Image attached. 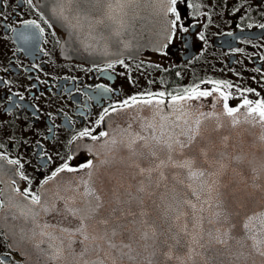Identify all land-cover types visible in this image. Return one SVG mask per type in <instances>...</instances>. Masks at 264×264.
<instances>
[{
  "label": "flooded vegetation",
  "instance_id": "af4514ba",
  "mask_svg": "<svg viewBox=\"0 0 264 264\" xmlns=\"http://www.w3.org/2000/svg\"><path fill=\"white\" fill-rule=\"evenodd\" d=\"M40 2L0 0V153L5 157L0 159V199L16 187L23 192L30 186L40 194L41 182L66 161L79 169L93 160L91 148L102 137H74L85 128L93 136L105 132L108 117L118 113L110 106L119 108L129 97L146 99L141 94L160 91L183 95L196 85L212 91L217 85L209 81H219L230 107H239L245 97L264 99V0H177L180 20L170 42L165 38L155 49L93 62L62 54L65 32ZM168 16L175 19L174 13ZM192 101L207 109L224 105L215 91ZM141 105L133 106L137 114ZM106 108L110 115L97 124ZM9 159H19L23 168L8 164ZM16 212L0 210V264H26L15 239L21 226Z\"/></svg>",
  "mask_w": 264,
  "mask_h": 264
},
{
  "label": "snow or ice",
  "instance_id": "6c2138e0",
  "mask_svg": "<svg viewBox=\"0 0 264 264\" xmlns=\"http://www.w3.org/2000/svg\"><path fill=\"white\" fill-rule=\"evenodd\" d=\"M73 2L74 0H65L68 4ZM92 2L93 4L106 2L108 11L105 14L109 19H113L112 0H92ZM162 2L168 5L166 12L175 14V19L170 21L171 30L166 35V40L170 42L175 35L174 30L180 20V14L176 8L177 0H162ZM28 3H31V0H28ZM116 3L122 5V0H116ZM98 23L102 24L103 20H99ZM25 24H34V22L26 21ZM200 38L203 39V35ZM163 47H167V43ZM119 63L122 64L123 61ZM107 67L111 68L113 65L109 64ZM209 83L217 87L208 91L201 90L199 85H196L184 89L183 95L166 94L164 91L141 94L146 96V99L132 96L120 102L119 108L110 106L111 112L115 113L143 104L154 106L159 114L162 111L160 106L165 104L164 98L167 95L170 97L174 108L173 114H175L177 107L183 109L184 102L210 96L215 91L224 97V115L231 118L230 124L233 127L240 123L236 114L240 112L241 107L247 109L244 113L246 121L259 123L261 127H264V99L253 101L245 97L239 107H230L227 103L229 94L222 92L219 86L223 82L209 81ZM225 86L232 87L230 84ZM109 115V109L106 108L97 124L102 123L104 117ZM213 115L209 113L205 119ZM166 119L167 117H161L162 121ZM184 123L187 125L188 121L185 120ZM201 125L202 121L197 118L194 126L189 125L187 131L180 130L178 134H165L162 131L165 126L163 123L158 126L156 123L148 122L142 125V129L156 130L159 127L160 135L145 136L141 132H128L127 139H121L119 143L130 154L127 167L133 169L130 175L135 181L134 184H125L116 177H109L107 193L100 192L93 178L94 172L98 170L97 164L113 165L117 163V160L115 157L105 158L96 164L93 160H87L79 166V169L89 170L86 173L87 179L81 181L82 191L77 185L74 189H69L75 194L61 196L56 193L54 199H49L47 191L37 194L29 186L21 192L19 187H16L6 200L0 199V210L6 207L16 209L19 215L30 217L33 222H37V227L40 229L39 235L46 239L39 241L35 247L39 248L40 244H47V249H41V251L55 261L65 260L66 249L71 254L72 245L79 240L81 249L76 254L79 259L74 258L72 264H109V261L110 264H122L114 258L113 252L119 253L122 258L127 257L135 264H171L173 260L179 261V264H189L193 253L201 257L203 264H217V259L225 254L235 258L229 264H257V260L259 264H264V160L258 166H254L253 161L246 160L244 156L239 154L229 156L226 152H217L210 158V149L207 146L197 145L198 139L204 138ZM222 126L217 123L215 128L219 129ZM179 127L180 125L177 124L176 128ZM108 136L109 133L106 131L93 136L92 130L85 128L74 139L91 137L93 140H98ZM227 139V137L224 138L225 147ZM260 139L264 141V135ZM105 143L108 144L109 141ZM117 143L115 138L110 140L112 146ZM189 148L193 150V155H185V149ZM111 151L112 149L109 148V152ZM198 158L208 167L201 166ZM0 159H5L2 153H0ZM71 159L70 156L69 160ZM119 162L122 163L123 160ZM7 163L23 168L19 159H9ZM245 164L250 167L252 173L247 178L238 171ZM79 169L71 167L66 161L50 177L41 182V187L43 188V185L48 184L61 172H76ZM170 170H182L170 173L171 178L178 180L180 184L185 183L183 179H179L181 175L190 181L200 182V187L204 188L211 200V203L205 200L204 204H207L209 208L214 207L212 218L208 221L210 225H213L212 228L206 230L203 226V217L197 215L198 212L203 211L204 205L201 204L198 208L192 200H185L184 203L192 209V230H189L186 219L189 213L178 211L177 207L168 200L166 190L169 174L166 173ZM229 172L234 175L225 183L224 177ZM19 175L25 180L28 179L22 172ZM15 183L16 181L13 180L12 184L15 185ZM230 185L231 189L225 193L223 189H229ZM187 186L192 187L191 184ZM0 196H3V190H0ZM193 196L197 200L201 198L199 189H193ZM154 197H159L160 203H157ZM57 200L62 202L59 208L56 206ZM258 202L259 210L256 207ZM41 212H59L63 219L67 220L70 217L75 223L68 227H55L54 231H47L46 229L53 226L38 223ZM172 213L176 214L171 215ZM182 217L185 220L181 225L179 222ZM174 228L177 230L174 231ZM185 238H187L188 248L187 259L174 254L176 246L185 242ZM197 248L208 252L209 256L198 252ZM89 253L96 258L84 259ZM220 264H224V261L221 260Z\"/></svg>",
  "mask_w": 264,
  "mask_h": 264
},
{
  "label": "water",
  "instance_id": "95a60500",
  "mask_svg": "<svg viewBox=\"0 0 264 264\" xmlns=\"http://www.w3.org/2000/svg\"><path fill=\"white\" fill-rule=\"evenodd\" d=\"M39 5L51 21L65 32V37H62L61 42L62 54L89 62L135 55L145 48L155 49L163 43L168 31L171 30L170 18L168 12H166L168 5L163 3L162 0H122V5L116 3V0H112L114 11L111 15L113 19H109L105 14L108 11L106 2L93 4L92 0H74L73 3L68 4L65 3V0H41ZM101 19L103 20L102 24L98 23ZM139 107L140 114H137L139 110L136 107H131L110 115L105 123L106 132L109 133V136L102 137L91 148L94 164L105 158L115 157L117 160V163L113 165L97 164L98 170L94 172L93 178L97 189L102 193H107L109 177H116L125 184L135 183L130 175L133 169L127 167L130 154L119 141L121 139L126 140L128 132H141L145 136L160 135L161 129L159 127L156 130L148 129L144 131L142 129V125H146L148 122L156 123L158 126L163 123L165 126L162 131L165 134H178L180 130L187 131L189 125L194 126V121L199 118L202 121L201 128L204 132V138L198 139L197 145L200 147L207 146L210 149V158L217 152H226L229 156L242 155L246 160L253 161L254 166H258L264 160V141L260 139L264 135V127H261L259 123L246 121L244 118L246 111L236 114L240 119V123L233 127L230 124L231 118L224 115L223 107L214 106L212 109H207L201 101H186L182 110L179 107L175 109V114H173L174 108L170 99L165 100V104L160 106L162 111L159 114H157V109L154 106L141 105ZM201 113L204 115L201 116ZM209 113L214 115L205 119ZM161 117H167V119L162 121ZM177 117H180V119H177ZM185 120L188 121L187 125L184 123ZM217 123L223 126L216 129L215 125ZM177 124L180 125L179 128H176ZM225 137L228 138L226 147ZM112 138L118 141L117 145L112 146L110 144ZM181 139L184 138L181 137ZM105 141H109V143L106 144ZM109 148L112 149L111 152H109ZM96 153H99V155H96ZM185 155H193V150L191 148L185 149ZM121 160H123L122 163L119 162ZM198 162L201 163V166L208 167L199 158ZM88 171V169H84L75 173H62L49 181L41 190L42 192H48L49 199H54L56 193L61 196L73 195L75 193L70 192L69 189H74L79 185L82 191L81 181L87 179L86 173ZM172 171L182 170H170L166 173L169 174L168 189L166 190L169 202L177 207L178 211L189 213L186 219L190 231L193 222L192 209L184 201L192 200L198 208L203 204V211L198 212L197 215L203 217V226L206 230L212 228L213 225H210L208 221L212 218L214 207L209 208L207 204H204L205 200H208L209 203H211V200H209L204 188L200 187V182L190 181L181 175L179 179H183L185 183L180 184L178 180L171 178L170 173ZM238 171L243 173L244 178L252 175L247 164ZM233 175L229 172L224 177V182L227 183ZM188 184H191L192 187L189 188ZM193 189H199L201 192L199 200L193 196ZM230 189L231 185L229 189H223V191L227 193ZM154 199L157 203H160L159 197H154ZM61 203L57 200L56 206L59 208ZM256 207L259 210V202ZM175 214L172 213L171 215ZM13 216L21 224V226H16L15 239L19 243V249L26 257V264H72L74 258L79 259L76 254L80 251L81 245L77 240L72 245L71 254L66 249L65 260H51L45 252L41 251V249H47V244H40L39 248L35 247L39 241L46 239V237L39 235L40 229L37 227V222H33L30 217L19 215L18 212L14 213ZM184 220L185 218L182 217L179 223L182 225ZM38 223L53 226L46 230L54 231L55 227H68L73 225L75 221L70 217L67 220L63 219L59 212H41ZM176 230L174 228V231ZM186 240L187 238L181 245H177L174 252L175 255L184 259L188 258ZM197 251L209 256V253L204 252V250L197 248ZM112 255L122 264H135L127 257L122 258L119 253L113 252ZM95 258L91 253L84 257V259ZM234 259V257L225 254L217 259V264H220L221 260L224 261V264H229ZM171 264H179V261L173 260ZM189 264H203V262L200 256L193 253ZM257 264H259L258 260Z\"/></svg>",
  "mask_w": 264,
  "mask_h": 264
}]
</instances>
